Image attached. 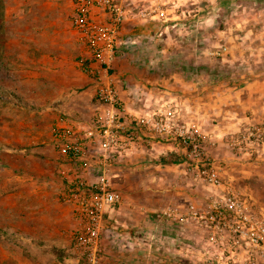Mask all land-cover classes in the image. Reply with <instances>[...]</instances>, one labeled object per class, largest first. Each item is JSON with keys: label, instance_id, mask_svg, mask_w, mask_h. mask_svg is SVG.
<instances>
[{"label": "crops", "instance_id": "crops-1", "mask_svg": "<svg viewBox=\"0 0 264 264\" xmlns=\"http://www.w3.org/2000/svg\"><path fill=\"white\" fill-rule=\"evenodd\" d=\"M15 1V12L10 13L9 18L11 22H5L6 27L10 26V29L5 28L4 37L10 41L5 44V50L10 54L16 53L19 70L16 78L20 80L17 84H30L32 87L31 95H21L17 99L31 106L29 117L37 125L19 120L18 125L7 122L0 127V264H74L77 256L73 252L70 235L76 230L77 220L73 208L59 201L62 183L57 174L59 168L66 165L59 162L50 134L44 135L42 129L50 128L60 118L78 129L91 125L100 106L95 101L94 84L80 63L86 60L88 52L71 24L72 7L70 18L62 11L61 2L64 0ZM123 2L125 7L131 8L140 0ZM14 23L15 32L12 31ZM145 23L137 19L124 23L118 50L122 55L118 57L116 54L113 71L126 51H134L136 41L148 35V26H142ZM117 69L122 71L119 66ZM112 73L121 98L138 117L176 105L181 121L196 125L202 133L215 134L218 141H225V147H228L231 137L264 120V76H252L248 80L240 77L244 81L236 82L244 84L241 88L232 87V77L214 80L212 84L215 86H224L222 92H217L213 86L212 91L198 94L197 82H187L184 85L192 87L191 94L166 88L158 93L145 89L140 95L134 79L127 76L121 80L123 74ZM160 82L165 85L170 81L161 79ZM172 82L183 86L175 79ZM31 133L38 136L31 140ZM204 134L207 135L206 132ZM134 135L133 143L126 150L117 151L112 156L115 190L119 192V182L125 181L131 170L135 171L133 167L137 162H145L149 167L148 163L153 161L156 170L164 171V174L170 169L174 179L184 184L183 180L189 175L174 140L155 138L137 129ZM215 149L210 147L206 159L215 161L216 158L210 154L215 153ZM242 161L264 166V147L248 153ZM152 174L145 175L151 183L157 181L156 173ZM94 175L90 171L89 180H93ZM257 177L264 181V172H258ZM161 180L163 178L158 177V181ZM130 192L132 195L136 193L135 190ZM212 192L217 195L220 191L214 189ZM212 192H204L206 202L214 196ZM143 193L145 196H159L150 190H143ZM175 193L179 195V191ZM136 196L134 199L129 197L133 199L128 200L129 204L122 202L105 212L100 264H139L137 258L142 256L140 246L146 249V243L151 241L149 233L155 221L160 224L161 232L166 230L162 239L166 234L179 239V233L173 229L167 233L170 224L163 221L161 214L153 219L155 214L148 210L141 214L139 221L140 207L136 206L139 197Z\"/></svg>", "mask_w": 264, "mask_h": 264}, {"label": "rangeland", "instance_id": "rangeland-1", "mask_svg": "<svg viewBox=\"0 0 264 264\" xmlns=\"http://www.w3.org/2000/svg\"><path fill=\"white\" fill-rule=\"evenodd\" d=\"M0 2L4 21L1 35L3 55L0 60V127L7 122L13 126L18 125L19 120L37 125L32 122V117H29L32 113L31 106L17 99L21 95H31L32 87L30 84H17L16 77L19 70L16 66V53L10 54L5 50V44L10 42L4 37L5 28L10 29L9 25L6 27L5 22L7 24L11 22L10 13L15 12L16 1L0 0ZM148 2V0H140L138 3H133L132 9L128 5L126 8L131 14H136L147 7ZM61 4L65 16L69 17L71 7L73 11L72 3L70 0H64ZM172 4L177 6L178 11L168 12L170 21L163 23L157 19L145 20L146 25L142 26H148V35L137 40L134 51H126L122 59L118 60L115 71H112L123 74L121 80L127 76L134 79L138 86V94L143 95L145 89L158 93L166 88L191 94L192 87L184 85L187 82L190 84L197 82L195 85L198 94L212 91L213 86L217 92L218 90L222 92L224 86H215L212 84L214 80H226L232 77L233 79H230L233 80L232 87L241 88L244 84L239 85L236 82L244 81L240 77L243 76L248 80L252 76H264V0H173ZM12 29L15 32V23ZM118 66L122 71L117 69ZM161 79H168L170 82L164 85L160 82ZM174 79L183 86L173 83ZM122 101L127 112L137 116L132 107L123 99ZM168 107L177 109L176 105ZM124 117L126 127L132 126L129 121L134 117ZM42 132L44 135H49L50 128H43ZM205 132L207 135L204 134ZM205 132H201L207 138L204 151L208 154L210 147L216 148L215 153H210L216 158L211 163L223 188L232 190L252 208L259 210L264 218V181L257 177L258 172H264V166L242 161L248 153L251 154L249 151L235 150L229 146V140L226 141L228 147H225L224 140L219 142L215 134ZM37 136L38 134L31 133L29 137L34 140ZM183 161L185 162L184 158ZM148 164L149 167L145 162H137L133 167L135 171L131 170V175H126V180L119 182L121 185L117 187L123 195L121 203L127 204L128 200L132 201L138 193L136 197H139V201L137 200L136 206L140 207L139 221L142 218L141 214L148 210L155 214L153 219L161 214L163 221L168 223L162 215L163 212L180 213L188 205L205 207L207 195L204 192L208 194L214 188L199 179H194L187 166L185 169L189 177L186 176V180H183L184 184H181L176 178L174 179V174L169 172L170 169L163 174L164 171L155 169L153 161ZM149 172L156 173L157 181L151 183L146 180L145 175ZM158 177L163 180L158 181ZM130 190H135V195H132ZM143 190H150L160 197L149 194L145 196ZM176 191H179L178 196ZM214 196H211L210 200ZM158 224L156 221L151 224L152 232L149 233L151 241L146 243V249L140 246L142 256L137 258L139 264H205L207 253H214V250L206 246L205 233L202 230L190 226L181 229L168 223L170 227L167 233L173 229L174 232L179 233V239L168 234L162 239L166 230L161 232Z\"/></svg>", "mask_w": 264, "mask_h": 264}, {"label": "built area", "instance_id": "built-area-1", "mask_svg": "<svg viewBox=\"0 0 264 264\" xmlns=\"http://www.w3.org/2000/svg\"><path fill=\"white\" fill-rule=\"evenodd\" d=\"M70 2L71 24L88 52L86 60L80 61L82 70L93 82L95 101L100 106L87 128L73 127L64 118L50 127L53 149L59 162L66 165L57 174L62 183L59 201L73 208L77 220L70 235L77 256L74 264H100L105 212L122 201L113 188L112 156L133 143L135 129L174 140L192 177L220 191L205 207L188 205L180 213H162L172 225L205 233L206 246L214 250L207 253L205 264H264V218L232 190L223 188L212 161L205 158L206 136L196 125L181 121L175 108L166 106L149 115L132 116L116 88L112 64L124 23L130 19L166 23L170 21L168 12L178 11L173 0H151L136 14H131L123 0ZM124 116L134 117L129 121L132 126L126 127ZM229 146L250 153L263 148L264 120L231 137ZM90 171L95 174L93 180L88 178Z\"/></svg>", "mask_w": 264, "mask_h": 264}, {"label": "trees", "instance_id": "trees-1", "mask_svg": "<svg viewBox=\"0 0 264 264\" xmlns=\"http://www.w3.org/2000/svg\"><path fill=\"white\" fill-rule=\"evenodd\" d=\"M0 9H1V2H0ZM1 10H0V60H1V57H2V53H3V43H2V39H1V35H2V30H3V28H4V21H3V19H2V15H1ZM120 53V54H119ZM117 52V56H119V55H122V51H120V52ZM112 71H113V69H112Z\"/></svg>", "mask_w": 264, "mask_h": 264}]
</instances>
